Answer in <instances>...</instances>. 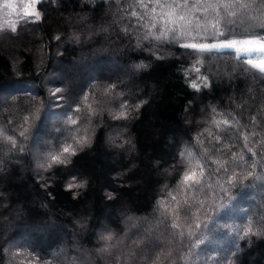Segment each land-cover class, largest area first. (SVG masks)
Returning a JSON list of instances; mask_svg holds the SVG:
<instances>
[{"label": "trees", "instance_id": "trees-1", "mask_svg": "<svg viewBox=\"0 0 264 264\" xmlns=\"http://www.w3.org/2000/svg\"><path fill=\"white\" fill-rule=\"evenodd\" d=\"M130 3L40 0L38 20L20 18L12 35L0 29V264H151L157 254L168 264L169 251L174 264H264V234L237 238L250 221L254 230L264 227V194L256 198L264 189V74L233 49L199 53L180 47L184 40L143 39L145 29L128 15L143 9ZM68 31L80 45L66 41ZM11 37L19 45L16 60L4 41ZM233 38L244 34L237 28ZM198 41L217 39L205 34ZM74 61L94 72L80 91L49 80L55 66ZM115 62L146 69L125 81L96 73ZM56 88L65 95L58 106ZM121 104L128 118L114 119ZM47 114L57 128L34 147ZM85 128L90 143L81 147L74 138ZM113 129L117 144L128 140L131 146L111 148L104 135ZM68 144L76 154H64L66 163L39 167L47 153ZM186 149L190 158L180 155ZM214 160L226 162L227 171H214ZM198 162L205 166L202 186L186 189L183 173H199ZM177 205L180 228L172 229ZM40 223L57 229L39 233ZM109 233L114 239L100 251L106 247L100 235Z\"/></svg>", "mask_w": 264, "mask_h": 264}, {"label": "snow or ice", "instance_id": "snow-or-ice-1", "mask_svg": "<svg viewBox=\"0 0 264 264\" xmlns=\"http://www.w3.org/2000/svg\"><path fill=\"white\" fill-rule=\"evenodd\" d=\"M39 2L40 0H29V4L25 7L23 15L35 17V19L38 20L40 18V13L34 8V5ZM5 6L12 7V4L6 0ZM129 7L143 9L142 12L131 11L128 13V15L135 18L140 28L145 29L142 37L143 39L151 38L155 41L176 43L184 40L186 42L180 43V47L199 53L210 52L214 49H234L238 53V59L241 55L249 57L247 63L251 68L264 74V34L255 33V29L257 28L264 30V0H131ZM157 9H159V12H157ZM13 11H15V8H13ZM197 13H201L202 15H197ZM237 28L244 34L243 39L233 38ZM10 30H16L14 23L10 26ZM125 31H127V29H125ZM193 33H195V35ZM205 34L213 36L217 39V42L211 44L199 42L198 37L203 40ZM220 37H223V39H219ZM254 54H259V56L253 59L252 57ZM137 67L145 66L138 65ZM114 88L115 85H112L106 92ZM60 91L61 90L57 88L52 92V95L56 98L55 101H53L56 106H58V102L62 99V97L56 95V93ZM84 99L87 100V96H85ZM120 107L122 111L114 115L113 118L127 119L128 112L123 110L127 109V104H121ZM134 107L138 109L139 105H135ZM87 108L90 113L93 112L91 104L87 105ZM76 111L79 112L80 108L77 107ZM25 119L27 120L28 118L26 117ZM69 122L73 125L78 123L76 119H72L71 117H69ZM222 123L229 125L230 122L224 120ZM237 131L243 136L245 141L248 140V136L244 135L240 129H237ZM0 135H3V129H0ZM20 135L24 136V131H21ZM252 135L255 134L253 133ZM4 139L13 146L16 145V140L12 136H5ZM74 140L75 143L81 147L89 144L90 135L88 134V129L85 128L79 138H74ZM216 140L219 142L220 138L216 137ZM245 147H247V144H245ZM22 150L23 149H21V151ZM230 150L229 147V151ZM220 151H223V148H221ZM248 152L255 155L251 148H248ZM64 154L75 155L76 150L70 144L64 145L60 152L47 153L46 163L40 164L39 167L46 169L50 168L53 163H66L67 160ZM180 155L182 158L186 156L190 158L192 154L186 149L185 152H182ZM232 159L235 160L236 157L233 156ZM239 160L243 161L244 156L240 155ZM212 162L217 165L214 171L218 172L221 169L227 171L225 166L226 162H221L219 160H214ZM197 168L200 169L199 173H197L195 168L191 171L186 170L183 173L180 183L184 184L186 189H193L194 186H202V181H204L205 177V166L198 162ZM236 179L237 176L234 173L230 177L229 183H234ZM257 179H260V177H257ZM208 186L210 187V185ZM172 199L175 200L176 197L172 196ZM158 203L163 204V201ZM198 203H203V201H199ZM184 204L185 214H188L191 205L188 204L187 200H185ZM174 211L176 213V219H174L170 227L172 229H179L180 224L177 222L180 212L179 205H177ZM261 234H264V227L254 230L250 221L246 227L240 229V232L237 233V238ZM176 235L183 237L184 233L177 232ZM100 239L105 241L106 244V247L100 251H107V246L114 237L111 233L107 235L101 234ZM201 243H203V241H201ZM171 258L172 252L169 251L164 259L168 261V264H174V260ZM36 259L38 260V257ZM181 259H183V257H181ZM29 264H31V262H29ZM151 264H160V254L156 255V258L152 260Z\"/></svg>", "mask_w": 264, "mask_h": 264}, {"label": "rangeland", "instance_id": "rangeland-1", "mask_svg": "<svg viewBox=\"0 0 264 264\" xmlns=\"http://www.w3.org/2000/svg\"><path fill=\"white\" fill-rule=\"evenodd\" d=\"M7 2L12 4V7H6V0H0V29L2 28H6L7 29V34L12 35V31L10 30V26L14 23L15 26H17V24L19 23V19H29L31 18L30 16H25L23 15L24 9L25 7L28 6L29 4V0H7ZM58 3L56 5H52V6H57ZM13 8H15V11H13ZM34 8L36 9V4L34 5ZM31 10V9H29ZM111 15V14H110ZM33 18V17H32ZM113 19V18H112ZM110 22V21H109ZM108 22V23H109ZM101 26V25H100ZM38 32V31H37ZM1 36V35H0ZM90 36V35H89ZM14 37V36H12ZM12 37L10 39H8L7 41L4 39V41L7 43L8 42V46L9 50H13L11 54V58L13 60L17 59L16 56V51L19 48L18 43H13L12 45ZM40 35L37 33L36 35V39L39 40ZM66 41L68 42H73L75 45H80V43L82 42L81 40H78L77 37L73 34V32H67L66 34ZM88 39V38H87ZM239 39H243V38H239ZM81 41V42H80ZM140 44V42L138 43ZM211 44V43H210ZM30 50V49H27ZM234 50V49H233ZM30 52L35 53L38 57V59H40L39 54L40 51L38 49H31ZM237 53V52H236ZM238 54V53H237ZM259 56V54H254L253 55V59L257 58ZM247 57V56H246ZM249 59V57H247ZM75 61H79V60H75ZM70 63L69 65L66 66H61V65H57L55 66V69L51 70V72L49 73V80L54 81L55 83L58 82L59 84H74L76 90H81V88L89 83L92 79V77L94 76V72H92L91 67H81V68H77L79 66H77L76 62ZM138 65H123L121 63H113V64H107L106 66H99L97 68V72L98 74H112L115 75L116 79L118 80H128L130 77L135 76L137 74H139L141 71H145L144 69H146L145 67H137ZM63 69H67L68 71H70V75L67 77L65 75H62L60 71H62ZM57 89V88H56ZM61 91L56 93L57 96H65L63 94V90L64 88L60 89ZM4 95H0V98H3ZM2 101V100H1ZM4 103V102H3ZM54 118L50 116V114H47L45 116V121L43 122V124L40 126L35 138L33 139V145L34 147H37L38 145H40L41 143L45 142V138H47L53 130H55L57 128V124H55V122L53 121ZM59 123V122H58ZM117 130L113 129L112 131H109L106 135H104L105 137V141L106 143L111 147V148H117V149H123L125 147H130L131 146V142L130 141H126L125 144H117ZM122 145V146H121ZM124 145V146H123ZM259 195L256 197L257 199L260 197V195L264 194V189L260 190ZM6 221V220H5ZM128 221V220H126ZM131 221V220H130ZM48 227V228H47ZM38 232L39 233H43L45 231H47V229H52L55 230L57 229V226L54 224H50L48 226H45L43 224H39V226L37 227ZM44 229V230H43ZM21 242V240H19ZM73 242L75 244L78 243V238L76 236H73ZM35 243V242H34ZM65 242H59L57 244H54V246H61L64 244ZM38 247H40L39 243H35ZM53 246V247H54ZM63 248V247H62ZM54 251V249H53ZM86 259L89 260L90 255L87 253L85 255ZM87 264V263H86Z\"/></svg>", "mask_w": 264, "mask_h": 264}]
</instances>
